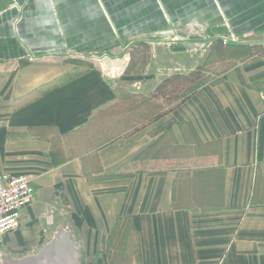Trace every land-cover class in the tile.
I'll return each instance as SVG.
<instances>
[{
    "label": "crops",
    "instance_id": "1",
    "mask_svg": "<svg viewBox=\"0 0 264 264\" xmlns=\"http://www.w3.org/2000/svg\"><path fill=\"white\" fill-rule=\"evenodd\" d=\"M263 86L264 0H0V171L35 188L1 256L264 264Z\"/></svg>",
    "mask_w": 264,
    "mask_h": 264
},
{
    "label": "built area",
    "instance_id": "2",
    "mask_svg": "<svg viewBox=\"0 0 264 264\" xmlns=\"http://www.w3.org/2000/svg\"><path fill=\"white\" fill-rule=\"evenodd\" d=\"M234 38H224L223 44ZM264 104V86L261 93ZM32 178L26 174L11 175L0 171V235L16 230L20 217L34 199Z\"/></svg>",
    "mask_w": 264,
    "mask_h": 264
},
{
    "label": "water",
    "instance_id": "3",
    "mask_svg": "<svg viewBox=\"0 0 264 264\" xmlns=\"http://www.w3.org/2000/svg\"><path fill=\"white\" fill-rule=\"evenodd\" d=\"M81 250V242L61 228L35 256L10 260L0 254V264H81Z\"/></svg>",
    "mask_w": 264,
    "mask_h": 264
},
{
    "label": "rangeland",
    "instance_id": "4",
    "mask_svg": "<svg viewBox=\"0 0 264 264\" xmlns=\"http://www.w3.org/2000/svg\"><path fill=\"white\" fill-rule=\"evenodd\" d=\"M186 34H189V33H185L183 35H186ZM206 31H202V33L199 35V36H202V37H205L206 36ZM161 34H155L154 37H160ZM228 36H231V35H228ZM103 50V49H101ZM69 54L72 53L70 52L69 50L67 51ZM103 52V51H102ZM102 52H98V51H94V50H86V55L85 58H86V62H88L87 60H91L93 57H98L100 55H102ZM77 57L79 58H83L82 57V54L78 55ZM144 60L146 59V57L144 56L143 57ZM144 72H142L138 78H135L134 80H132L130 82V89L133 91V92H138L139 94L136 95V96H139L138 98L136 97V101H138L139 105L140 104H145L146 102V97L144 95H141L142 92H146L147 90V86H148V75H151L150 73H152V69L151 68H148L147 67V70H143ZM159 70H157L156 72H158ZM130 100V99H129ZM131 101H129L128 104H130Z\"/></svg>",
    "mask_w": 264,
    "mask_h": 264
}]
</instances>
